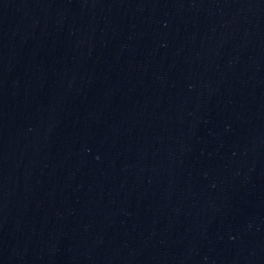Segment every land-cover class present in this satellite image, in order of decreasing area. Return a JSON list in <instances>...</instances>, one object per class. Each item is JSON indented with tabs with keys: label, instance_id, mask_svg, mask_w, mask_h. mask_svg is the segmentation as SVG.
<instances>
[{
	"label": "water",
	"instance_id": "95a60500",
	"mask_svg": "<svg viewBox=\"0 0 264 264\" xmlns=\"http://www.w3.org/2000/svg\"><path fill=\"white\" fill-rule=\"evenodd\" d=\"M0 264H264V0H0Z\"/></svg>",
	"mask_w": 264,
	"mask_h": 264
}]
</instances>
